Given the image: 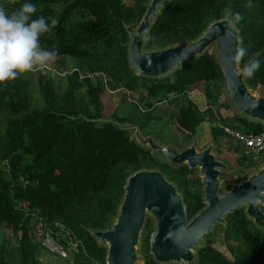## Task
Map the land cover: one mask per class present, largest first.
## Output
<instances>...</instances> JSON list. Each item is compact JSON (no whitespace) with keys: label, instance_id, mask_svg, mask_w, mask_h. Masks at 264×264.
<instances>
[{"label":"trees","instance_id":"16d2710c","mask_svg":"<svg viewBox=\"0 0 264 264\" xmlns=\"http://www.w3.org/2000/svg\"><path fill=\"white\" fill-rule=\"evenodd\" d=\"M149 1L31 0L37 9L33 17L58 21L51 33L40 37V43L57 49L65 87L59 94L47 69H36L41 104L32 107L29 81L22 74L0 82V228L9 225L16 239L12 245L0 236V264H42L39 244L31 234L38 221L44 230L53 232L59 230L54 225L59 221L61 233L67 232L66 237L75 244L76 250L70 251L63 264L71 259H79L77 264L93 260L105 264L106 247L91 232L112 226L126 178L139 169L160 170L182 195L190 218L204 207L202 183L190 176L192 168L161 163L149 147L131 138L128 129L119 125L129 122L147 130L152 120L157 122L162 117L152 114L154 103L181 99L184 102L169 119L193 133L204 117L185 98L186 92L202 81L205 98L213 101V89L224 81L215 53L207 51L183 61L165 76L135 73L128 60L126 25H137ZM23 2L0 0V6L10 12ZM225 6L243 16L236 27L239 47L246 46L248 51L238 67L253 54L264 56V0H250V6L248 0H167L149 26L143 47L152 50L159 41L164 47L193 40L209 23L224 18ZM68 58L73 61L70 68L64 65ZM98 74H106L136 94L126 115L100 119L104 86ZM244 81L251 90L262 86L264 94V63ZM237 119L246 123V132L262 129L259 122ZM232 128L238 130V126ZM211 133L214 137L228 135L218 127ZM246 159L243 155L240 162ZM261 208L264 210V204ZM225 220L223 238L237 242L228 245L232 257L208 243L197 248L192 264H264V227L249 218L244 207L228 213ZM61 233L58 240L68 244ZM143 247L145 264H173L156 261L149 243Z\"/></svg>","mask_w":264,"mask_h":264},{"label":"water","instance_id":"95a60500","mask_svg":"<svg viewBox=\"0 0 264 264\" xmlns=\"http://www.w3.org/2000/svg\"><path fill=\"white\" fill-rule=\"evenodd\" d=\"M167 0H150L135 27L126 26L130 37L128 60L136 74L159 77L183 61L202 54L213 43L215 56L222 72L225 86L235 108L250 119L264 121V95L256 96L247 87L244 75H237L238 64H226L224 58L239 47L240 38L236 25L229 29L224 18L214 20L191 41L177 43L162 49H142L146 32ZM146 144L153 153L168 159L171 164L185 163L189 168L198 167L201 173L204 207L186 222L182 195L158 169H139L126 178L124 194L118 213L110 228L91 233L106 244L105 264H135V246L145 221L146 212L154 218L150 234L149 252L161 263L178 260L195 262L191 250L198 240L224 217L245 205V212L257 225L264 227V164L246 180L234 184L226 193L218 195L219 168L224 164L216 160L210 147L197 151L189 146L181 151L157 146L152 138ZM144 141V142H145ZM137 142L143 145L137 138Z\"/></svg>","mask_w":264,"mask_h":264},{"label":"rangeland","instance_id":"374dc122","mask_svg":"<svg viewBox=\"0 0 264 264\" xmlns=\"http://www.w3.org/2000/svg\"><path fill=\"white\" fill-rule=\"evenodd\" d=\"M126 4H131L132 0H123ZM135 27L136 25H126ZM160 41L158 45L154 48H150L152 50L162 49L167 46H162ZM171 46V45H168ZM144 51L147 49L142 47ZM216 50V44H211L206 51L209 53H214ZM68 61L64 64L67 68H70V64L73 61L67 59ZM61 60L58 58H54L52 61H49L45 64V68L48 73L54 78V85L59 94L62 93L65 87V79H64V71L62 70ZM41 68L39 66L35 67L31 72L22 73V75L28 79L29 81V95L31 98L32 107H38L41 104V96L37 89L36 82V69ZM169 73V72H168ZM166 73V74H168ZM161 75V76H165ZM100 80L103 82L104 90L100 94V99L102 101L101 107V120L104 119H114V115L124 116L128 113V111L132 110V102L136 100V94L130 91H127L122 86L115 84L112 82L106 74H98ZM159 76V77H161ZM203 82L198 81L193 86L189 88L186 92V99H190L199 110L203 113V121L196 127L193 133L186 131L182 127H180L175 121L170 120L176 109L180 104L184 102V100H177L173 103H170L168 99L163 100L159 103H154L152 107V114L154 115H162L161 119L157 122L153 120L150 122L147 130H142L138 124H133L129 122H122L119 124L118 121L115 120L117 124L120 126L127 128L131 138L137 141V138L141 140L143 146H147L146 139L152 138L153 142L157 146H165L175 149L176 151H181L184 148L189 146H194L197 151L205 149L206 147H210V152L214 155L215 159L224 164L223 167H220L219 175H218V195H222L227 192V190L232 187L234 184H238L243 182L250 176L252 173L256 172L259 167L264 164V153H262L258 157H253L249 155L243 145L235 138L233 134L230 135H217L214 137L211 133L213 128L218 127V125L225 124L224 121H228L230 124L228 127L232 128L233 126H238V130L244 131L243 126L245 127L246 123L239 121L237 118H245L246 120L259 122L262 124V129L264 130V121H258L255 119H250L246 117L244 114L240 113L237 108L233 105L231 98L229 96V92L225 86V81H221L219 87L213 89L215 92V97L213 101H208L204 93L202 92ZM262 86H258L256 90H249L256 96L264 95L262 94ZM140 108L143 110V105L139 104ZM223 123V124H222ZM226 126V125H224ZM232 126V127H231ZM3 127V123L0 121V131ZM219 128V127H218ZM233 129V128H232ZM260 130V131H261ZM246 132V131H245ZM227 134V133H226ZM145 141V142H144ZM151 152H154L151 150ZM156 159H158L161 163H167L172 167H176L179 165L171 164L168 159H165L155 153H153ZM245 155L249 158L244 160L243 163L240 162L242 156ZM185 164V163H181ZM186 165V164H185ZM146 169V168H144ZM193 171L190 174L191 177H198L201 179V173L198 167L192 168ZM203 188V186H202ZM185 211H186V203L183 202ZM264 202H261V206ZM242 207H246L243 205ZM186 214V212H185ZM190 217L186 214V222H189ZM154 218L150 212H146L145 221L143 226L139 232L138 242L135 246V254L136 260L135 264H145V255L143 252L144 244L149 243L150 234L154 229ZM226 223L225 217L224 222L216 223L207 233H205L197 242V244L192 248L191 253L193 257L196 258L197 248L204 244H211L215 249L226 255L228 258H231V254L228 249L229 244H234L237 242L229 241L227 242L223 238L224 224ZM264 229V228H263ZM57 233H61L60 230ZM31 234L33 240L39 244V254L38 259L42 262V264H63L65 263V258L61 256H57L56 254L48 251L41 243V231L37 226H35L31 230ZM0 236H4L8 238L10 244L14 245L16 243V239L14 238L13 233L11 232V228L9 225H4L0 228ZM66 233L63 232L61 238H64V241L69 243V239L66 237ZM74 245V244H73ZM106 247V244H104ZM70 255L66 258H69ZM79 259H71L69 264H77ZM173 264H189L192 260H178V261H170ZM86 264H99L98 261L86 262Z\"/></svg>","mask_w":264,"mask_h":264},{"label":"clouds","instance_id":"9594fccd","mask_svg":"<svg viewBox=\"0 0 264 264\" xmlns=\"http://www.w3.org/2000/svg\"><path fill=\"white\" fill-rule=\"evenodd\" d=\"M250 6V0H248ZM36 5L31 0H24L19 8L8 11L0 6V82L14 80L19 74L31 72L35 67H44L52 61L58 51L42 47L40 37L51 33L58 21L56 18L35 16ZM226 27L231 29L243 19L239 11H233L231 6L222 9ZM248 49L240 46L230 56L224 58L226 64H239ZM264 63V56L253 54L242 65L237 75L252 77Z\"/></svg>","mask_w":264,"mask_h":264},{"label":"built area","instance_id":"2783aa9c","mask_svg":"<svg viewBox=\"0 0 264 264\" xmlns=\"http://www.w3.org/2000/svg\"><path fill=\"white\" fill-rule=\"evenodd\" d=\"M218 127L221 128L228 135L233 134L235 138L243 145L249 155L256 158L262 153H264V130L258 132H245L241 130H234L228 126L220 124L218 125ZM43 225L44 224L41 221H38L36 226L37 229L39 228L42 233L40 243L48 251L56 254L57 256L66 258L68 254L70 255V251L76 250L74 243L69 242L68 244L64 245L58 240L57 232L44 230L42 228ZM54 225L57 226L62 232L63 226L59 221H55ZM65 233L67 235V232Z\"/></svg>","mask_w":264,"mask_h":264}]
</instances>
